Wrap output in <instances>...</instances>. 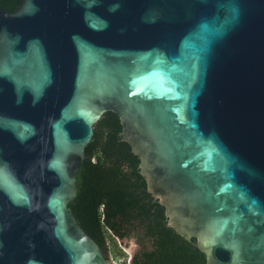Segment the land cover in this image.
I'll use <instances>...</instances> for the list:
<instances>
[{
  "label": "water",
  "instance_id": "95a60500",
  "mask_svg": "<svg viewBox=\"0 0 264 264\" xmlns=\"http://www.w3.org/2000/svg\"><path fill=\"white\" fill-rule=\"evenodd\" d=\"M108 110L207 264H264V0L0 6V264H115L69 208Z\"/></svg>",
  "mask_w": 264,
  "mask_h": 264
},
{
  "label": "trees",
  "instance_id": "16d2710c",
  "mask_svg": "<svg viewBox=\"0 0 264 264\" xmlns=\"http://www.w3.org/2000/svg\"><path fill=\"white\" fill-rule=\"evenodd\" d=\"M24 1L0 0V6L16 13ZM94 132V140L86 149L90 157L78 173L77 197L69 204L86 233L105 251L109 237L124 238L142 223L157 247L143 256L136 255L133 264H185L184 259L196 263L200 257L193 255L200 249L206 255L200 244L199 248H191L189 239L196 236L186 237L170 224L167 206L151 190L140 156L123 136L120 115L114 110L106 111Z\"/></svg>",
  "mask_w": 264,
  "mask_h": 264
},
{
  "label": "rangeland",
  "instance_id": "374dc122",
  "mask_svg": "<svg viewBox=\"0 0 264 264\" xmlns=\"http://www.w3.org/2000/svg\"><path fill=\"white\" fill-rule=\"evenodd\" d=\"M108 248L115 264H130V252L122 245L118 237H109Z\"/></svg>",
  "mask_w": 264,
  "mask_h": 264
},
{
  "label": "flooded vegetation",
  "instance_id": "af4514ba",
  "mask_svg": "<svg viewBox=\"0 0 264 264\" xmlns=\"http://www.w3.org/2000/svg\"><path fill=\"white\" fill-rule=\"evenodd\" d=\"M90 157V156H89ZM167 215H168V213H167ZM169 216V215H168ZM138 228L139 229H141L142 230V235L144 236V235H146L148 238H149V236L146 234V230H145V228H144V225H142V223H139V225H138ZM186 236V235H185ZM186 237H188V236H186ZM150 239V238H149ZM191 242H192V246H191V248H197L198 246H199V241H198V239L197 238H195V237H193V238H191V239H189ZM141 245V247H140V250L138 251V254L137 255H140V256H143V254L145 253V252H147V251H153V250H155L156 249V247H157V245H154L152 242H151V245L149 246V247H144V244H140ZM199 248V247H198ZM200 252V253H199ZM199 252H197V255L196 254H194L193 255V257H195V258H199V260L198 259H196L195 260V262L196 263H193L192 262V260H185L184 259V261H182L183 263H187V264H201V262H202V260H203V263L204 264H207V256L206 255H203L202 254V251H201V249H200V251ZM191 258V257H190Z\"/></svg>",
  "mask_w": 264,
  "mask_h": 264
}]
</instances>
